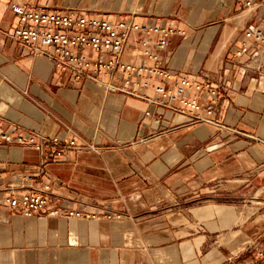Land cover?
<instances>
[{
	"label": "crops",
	"instance_id": "crops-1",
	"mask_svg": "<svg viewBox=\"0 0 264 264\" xmlns=\"http://www.w3.org/2000/svg\"><path fill=\"white\" fill-rule=\"evenodd\" d=\"M245 1L32 0L183 30L164 47L159 33H131L122 51L172 79L118 70L78 82L45 47L12 36L19 17L0 0V125L41 142L77 140L40 175L38 148L0 143V264H264V42L245 35L264 20V1ZM127 76L149 85L132 94ZM183 76L215 90L188 92L212 121L158 103L155 87ZM30 175L35 187L50 184L52 202L25 216L6 187ZM58 205L96 217L48 212Z\"/></svg>",
	"mask_w": 264,
	"mask_h": 264
},
{
	"label": "built area",
	"instance_id": "built-area-1",
	"mask_svg": "<svg viewBox=\"0 0 264 264\" xmlns=\"http://www.w3.org/2000/svg\"><path fill=\"white\" fill-rule=\"evenodd\" d=\"M260 4L256 0L245 1L247 7ZM8 5L19 17L12 36L20 42L31 45L35 50L45 47L46 55L56 68L66 72L78 82L83 81L84 78L95 80L100 73L112 74L118 70L129 75L135 72H146L153 76L160 74L165 80L174 78L171 71L163 70L157 64L138 65L133 61L123 60L122 51L131 33L141 32L146 35V39H148L147 35L153 32L159 33L162 38L158 41V45L164 47L169 36L174 33L182 34L183 30L171 26L166 28L137 23L130 16L113 20L102 14L51 10L35 6L32 0H9ZM245 35L256 43H263L264 20L248 27ZM148 54L149 57L154 58L150 52ZM124 81L125 85L129 86L128 92L136 95H140L149 85V82L141 79L134 80L131 76H127ZM110 86L114 87L113 84ZM210 89V83L194 82L185 76L175 79L169 87L163 84L155 87L160 95L158 103L174 109L177 114H188L194 121H212L213 109L202 108L200 100L190 96L188 92L191 90L215 91ZM147 114L151 112L147 111ZM156 120L158 121L159 117ZM13 139L23 145H33L41 151L43 160L35 167L36 175L43 172L48 162L62 157L65 150L76 145L77 142L75 138L61 140L58 135L41 142L34 135L28 137L22 134L15 135L0 125V143H8ZM29 180L31 182L29 185L15 182L8 183L6 187L8 192L5 197L6 202L25 216L44 211L52 202L48 192L50 184L35 187L33 175L29 176ZM48 212L56 216L68 217H81L88 214L82 208L72 209L61 205L49 208ZM88 215L96 217V213Z\"/></svg>",
	"mask_w": 264,
	"mask_h": 264
},
{
	"label": "rangeland",
	"instance_id": "rangeland-1",
	"mask_svg": "<svg viewBox=\"0 0 264 264\" xmlns=\"http://www.w3.org/2000/svg\"><path fill=\"white\" fill-rule=\"evenodd\" d=\"M245 203L249 205L251 202H245V201H244V202L240 203L239 206H244ZM254 205H255V204H254ZM258 205H259V204H258ZM258 205H255V206H258Z\"/></svg>",
	"mask_w": 264,
	"mask_h": 264
}]
</instances>
